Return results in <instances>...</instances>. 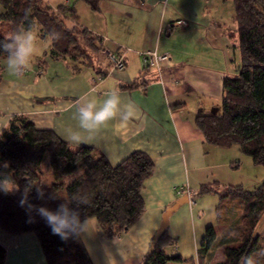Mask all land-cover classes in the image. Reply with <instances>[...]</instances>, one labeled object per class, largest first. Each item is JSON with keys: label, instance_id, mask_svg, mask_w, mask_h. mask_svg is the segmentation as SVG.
I'll return each instance as SVG.
<instances>
[{"label": "crops", "instance_id": "1", "mask_svg": "<svg viewBox=\"0 0 264 264\" xmlns=\"http://www.w3.org/2000/svg\"><path fill=\"white\" fill-rule=\"evenodd\" d=\"M219 2L223 1L102 0L99 12L89 9L88 29L103 39V52L124 48L131 52L124 53V71H114L102 54L109 72L99 69L102 76H93V81L71 70L75 65L62 59L48 58L47 63L36 65L34 75L32 70L13 75L1 63L0 134L12 116L26 115L38 129L54 131L67 142L68 131L76 128L75 101L84 93L102 98L115 89L139 109V118L127 128L117 129L110 122L91 138L82 133L79 145H70L97 149L113 166L134 152L146 153L154 163L153 176L145 182L142 194L145 213L128 233L108 239L97 222L90 220L87 234L80 235L93 264H143L163 215L181 198L177 195L181 189L189 191L191 198L169 218V235L176 242L168 249L171 257L194 259L191 264H198L197 252L206 230L214 227L219 235L225 230L218 224L219 197L193 198L207 183L238 185L232 166L239 164L234 163L233 148L207 147L195 125L198 116L220 113L223 80L237 75L230 69V50L213 44L225 36L222 23L211 16ZM181 21L187 26H180ZM152 51L171 58L161 73L143 66L141 54ZM28 72L29 76L23 75ZM130 86L133 90H126ZM257 235L264 244V227H259ZM0 245L6 251L5 264H47L33 232L11 236L0 228ZM224 261L218 250L209 264Z\"/></svg>", "mask_w": 264, "mask_h": 264}, {"label": "trees", "instance_id": "2", "mask_svg": "<svg viewBox=\"0 0 264 264\" xmlns=\"http://www.w3.org/2000/svg\"><path fill=\"white\" fill-rule=\"evenodd\" d=\"M101 1L76 0V3L82 2L92 12H99ZM230 1L234 5L240 70L235 77L223 80L221 112L198 116L195 125L207 147H236L255 166L264 167V0ZM51 2L0 0V24H7L12 34L19 25L34 24L42 38L57 31L60 38L50 43L49 58L86 67L93 65L92 55L103 50V39L80 24L76 3L71 5L65 0L53 5ZM0 38H5L1 31ZM121 53L122 50L116 54ZM2 61L0 56V84ZM0 162L8 163L9 168L0 171L11 172L20 188L12 194L0 193V228L11 236L35 233L47 264L93 262L80 235L62 240L52 234L46 222H34L31 216L34 211L20 207L19 200L26 187H31L29 201L37 207L47 204L57 209L62 196L64 202L74 197L83 199L85 204L77 206L73 202L71 207L79 212L81 220L87 217L95 220L103 235L114 240L128 233L144 215V184L154 173V163L146 153L134 152L113 166L99 150L72 148L54 131L38 129L26 115L12 116L1 132ZM205 195L219 197L218 224L225 226V230L220 235L214 227L206 230L197 252L198 264H209L218 250L225 259L219 264H244L248 257L253 264H264V244L257 235L264 218V184L248 191L242 185L224 186L215 181L202 185L193 198ZM236 207L241 214L239 224H229L227 219L233 216L229 214ZM175 245L168 223L163 221L143 264L193 263L194 259L171 257L168 249ZM5 260L6 251L0 245V264H5Z\"/></svg>", "mask_w": 264, "mask_h": 264}, {"label": "clouds", "instance_id": "3", "mask_svg": "<svg viewBox=\"0 0 264 264\" xmlns=\"http://www.w3.org/2000/svg\"><path fill=\"white\" fill-rule=\"evenodd\" d=\"M59 38L60 34L57 31H51L47 39L40 40L34 24L19 25L12 35L0 38V56H3L6 70L13 75H19L30 69L37 49ZM75 105L73 118L76 121V128L67 133L69 145H79L83 141L82 133H88L91 138L94 132L110 122L117 129H125L131 120L139 118V109L135 103L123 98L115 89L106 92L102 98L91 93H84L75 101ZM8 168L7 162H0V169ZM18 191L20 188L12 173L0 171V193L12 194ZM30 191V186L25 188L19 200L20 207L26 208L29 212L35 211L46 222L53 235L59 236L62 240H68L73 236L87 234L86 229L91 218L81 220L79 212L71 207L73 202L81 206L86 201L75 197L71 200L66 199L53 211L47 207L31 204ZM37 192L42 198L43 193L39 188ZM244 264H253L252 258H246Z\"/></svg>", "mask_w": 264, "mask_h": 264}, {"label": "rangeland", "instance_id": "4", "mask_svg": "<svg viewBox=\"0 0 264 264\" xmlns=\"http://www.w3.org/2000/svg\"><path fill=\"white\" fill-rule=\"evenodd\" d=\"M54 3L58 2H64L65 0H52ZM71 5L76 3V0H68ZM51 2V4L54 5V3ZM67 2V1H66ZM76 9L78 10V15L80 17L79 22L81 25L85 26L86 28L89 27L90 24V10L89 8L82 2L76 3ZM2 11V8L0 6V12ZM211 16L219 23H222V30L225 32V36H222L218 41H214V46L216 47V42L220 43L221 46H226L227 49L230 50L229 56H230V66H231V72L232 74L236 73L238 74L241 66V57H240V50L238 48L239 42H238V35L236 34V26L234 23V5L232 1H223L219 2L217 6H214L211 9ZM0 31L2 35L6 38L12 35L11 29L7 24L1 23L0 24ZM37 34L38 38L40 40H45L47 38H42L39 34L38 28H37ZM49 43L46 44L43 47H39L37 49V52L31 62V67L28 70H32L33 75L36 71V65H38L39 61L42 62H48L49 58ZM112 52V51H111ZM129 53L131 52V49L124 48L122 53ZM102 54L106 57L105 52H96L93 54V60L95 61L94 69L91 66L85 67L83 65L74 64L75 67H71V70H76L77 74L81 72L82 76L85 78H90L91 81L93 79L97 78L99 76H102V73L100 70L103 71V73L107 74L109 72V66L107 62L103 59ZM163 54V53H159ZM106 60L109 62L108 57H106ZM110 63V62H109ZM111 65V63H110ZM97 67V68H96ZM77 68V69H75ZM100 69V70H99ZM26 70V72L28 71ZM96 70V72L94 71ZM95 72V74H94ZM94 74V75H93ZM26 76L30 75V72L27 74H23ZM32 75V74H31ZM94 76V78H93ZM3 78V76H2ZM93 78V79H92ZM221 112V111H220ZM234 149V150H233ZM231 150V153L234 154V159L236 160L234 163H238L239 167L233 168L234 171V177L236 178L237 184L242 185L246 190L253 191L254 189L260 188L264 184V167L263 166H255L252 162V160L243 155L238 148H233ZM189 197V200L191 198L190 194H186ZM62 202L64 203V196H62ZM41 207H47L50 210H56L54 207H48L47 204H43ZM233 214V216H232ZM240 210L238 207L234 208L233 211L229 214V216H232L231 218H228L229 224H239V218H240ZM32 219L34 222H45L35 211L31 214ZM261 229L264 227V218L260 224ZM259 229V228H258ZM222 234V233H221Z\"/></svg>", "mask_w": 264, "mask_h": 264}, {"label": "built area", "instance_id": "5", "mask_svg": "<svg viewBox=\"0 0 264 264\" xmlns=\"http://www.w3.org/2000/svg\"><path fill=\"white\" fill-rule=\"evenodd\" d=\"M180 26H187L184 21L179 22ZM117 52L105 51L106 57H108L111 63L112 69L114 71H124L126 68V61L124 57V52L116 54ZM143 59L144 68H152L157 70L159 73L163 71L164 66H166L170 61V56L168 54H159L156 51L146 52L141 54ZM180 197L190 194L189 191L181 189L177 192ZM191 195V194H190ZM189 196V195H188Z\"/></svg>", "mask_w": 264, "mask_h": 264}, {"label": "water", "instance_id": "6", "mask_svg": "<svg viewBox=\"0 0 264 264\" xmlns=\"http://www.w3.org/2000/svg\"><path fill=\"white\" fill-rule=\"evenodd\" d=\"M189 197L187 195L181 197L173 206H171L163 215V221L165 223H168L169 218L171 217L172 214L177 212L183 205L189 203Z\"/></svg>", "mask_w": 264, "mask_h": 264}]
</instances>
